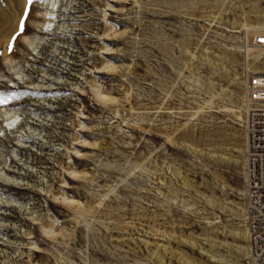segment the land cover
Instances as JSON below:
<instances>
[{
  "label": "rangeland",
  "instance_id": "374dc122",
  "mask_svg": "<svg viewBox=\"0 0 264 264\" xmlns=\"http://www.w3.org/2000/svg\"><path fill=\"white\" fill-rule=\"evenodd\" d=\"M7 14L0 264H247L264 0H0Z\"/></svg>",
  "mask_w": 264,
  "mask_h": 264
},
{
  "label": "built area",
  "instance_id": "2783aa9c",
  "mask_svg": "<svg viewBox=\"0 0 264 264\" xmlns=\"http://www.w3.org/2000/svg\"><path fill=\"white\" fill-rule=\"evenodd\" d=\"M264 45V38L256 40ZM245 133H247L248 264H264V74L247 77Z\"/></svg>",
  "mask_w": 264,
  "mask_h": 264
},
{
  "label": "bare ground",
  "instance_id": "6f19581e",
  "mask_svg": "<svg viewBox=\"0 0 264 264\" xmlns=\"http://www.w3.org/2000/svg\"><path fill=\"white\" fill-rule=\"evenodd\" d=\"M15 1V0H14ZM17 1H19V0H17ZM14 3V2H13ZM17 3V2H16ZM21 4V3H20ZM56 3L55 2H45V3H43V8L45 7V9H46V12H51V14H53L54 13V10H55V8H56ZM57 9V8H56ZM10 13V12H9ZM51 14H48V13H45L44 15H43V17L45 18H52L53 17V15H51ZM8 15V14H7ZM6 15V16H7ZM3 17V16H2ZM4 18V17H3ZM10 20H11V17H10V15H8L7 17H5L4 19H1L0 21L2 22H5L6 21V23H8L7 21H9L10 22ZM13 20V19H12ZM11 20V21H12ZM10 24V23H9ZM5 25V24H4ZM50 27V21H48V22H46V23H44L43 24V27ZM258 29V28H257ZM260 29V28H259ZM47 31H49V29L47 30ZM264 36V35H263ZM1 38V37H0ZM34 43H35V40H26V44L29 46V47H33L34 46ZM35 45H36V43H35ZM97 94H98V91H97ZM245 110L247 111L248 110V103H247V94H246V104H245ZM245 111V112H246ZM4 114L6 115V116H8V115H10V112H4ZM16 119H17V117H16V115H11L10 117H9V119L7 120V122H10V125H13V124H15V122H16ZM245 121H246V118H245ZM245 135H246V137L244 138V140H243V143H242V152H243V159H244V164L247 166V133H245ZM248 176V175H247ZM246 182H247V179H246ZM246 194V193H245ZM247 217H248V211H247V213H246V219H247ZM189 227H192L191 225L189 226ZM44 231L45 232H51L52 231V228H50V229H44ZM247 234H248V240H249V231H248V227H247ZM204 256H206V257H208L209 259H210V261L211 262H216L215 261V257L213 256V255H208L207 254V252H201ZM248 264V263H247Z\"/></svg>",
  "mask_w": 264,
  "mask_h": 264
},
{
  "label": "snow or ice",
  "instance_id": "6c2138e0",
  "mask_svg": "<svg viewBox=\"0 0 264 264\" xmlns=\"http://www.w3.org/2000/svg\"><path fill=\"white\" fill-rule=\"evenodd\" d=\"M23 23V22H22Z\"/></svg>",
  "mask_w": 264,
  "mask_h": 264
}]
</instances>
